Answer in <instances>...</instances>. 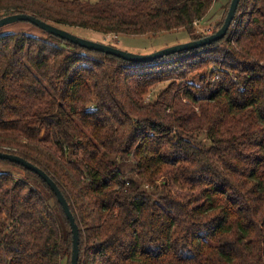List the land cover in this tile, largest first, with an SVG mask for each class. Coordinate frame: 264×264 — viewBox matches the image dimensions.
<instances>
[{
  "label": "trees",
  "instance_id": "obj_1",
  "mask_svg": "<svg viewBox=\"0 0 264 264\" xmlns=\"http://www.w3.org/2000/svg\"><path fill=\"white\" fill-rule=\"evenodd\" d=\"M214 1L0 0V18L195 40ZM0 150L57 182L79 264H264V0H240L223 38L146 63L44 30L0 33ZM0 163L25 176L0 169V264H71L57 196Z\"/></svg>",
  "mask_w": 264,
  "mask_h": 264
},
{
  "label": "water",
  "instance_id": "obj_2",
  "mask_svg": "<svg viewBox=\"0 0 264 264\" xmlns=\"http://www.w3.org/2000/svg\"><path fill=\"white\" fill-rule=\"evenodd\" d=\"M240 0H231L230 7L226 18L224 20L223 25L218 28L215 32L209 33L200 39L189 40L183 43H177L174 45H170L158 50H155L150 53H135L122 48H118L114 45L93 41L84 37H81L75 34L73 31L57 26L53 23L46 22L41 20L40 18L26 13H14L0 18V27H3L6 24L17 22L20 20L30 21L33 24L37 25L39 28L44 31L51 33L53 35L59 36L63 39H66L69 42L78 44L88 49H93L96 51H101L107 54L115 55L117 57L123 58L125 60L137 63H146L153 62L156 59H159L163 56L170 55L175 52H179L182 50L194 49L200 46L211 44L221 38H223L230 27L232 26L237 9L239 6ZM0 159H6L11 162L18 163L24 166L26 169L35 172L39 175L50 187V189L57 196L58 201L63 207V210L70 222L73 234V249H72V258L71 264H79V256H80V231L79 225L76 222L75 216L70 208L69 202L65 197L64 193L60 189L57 182L41 167L35 165L33 162L25 159L24 157L12 153L0 150Z\"/></svg>",
  "mask_w": 264,
  "mask_h": 264
},
{
  "label": "rangeland",
  "instance_id": "obj_3",
  "mask_svg": "<svg viewBox=\"0 0 264 264\" xmlns=\"http://www.w3.org/2000/svg\"><path fill=\"white\" fill-rule=\"evenodd\" d=\"M91 2H96L98 0H89ZM230 0H215L205 16L200 20L196 21L194 24V32L197 34H209L212 33L214 29H218L217 25L225 16L226 10L228 9ZM72 31L84 38L103 42L107 44L114 45L118 48H122L135 53H150L155 50L174 45L177 43H183L189 41L190 33L184 29H177L172 31H166L159 35H121L116 36L114 34H103L101 32L85 29V28H73ZM10 32H24L33 35H41L43 29L39 28L37 25L33 24L30 21L20 20L17 22L9 23L0 27V33H10ZM155 71V68L152 69ZM195 77V80H198L199 73L194 71L190 75ZM189 76V77H190ZM171 80H164L152 86L151 92L146 97V102L152 100L165 89L168 85L172 86ZM124 167L127 169L130 167V164L133 162L124 160ZM10 165V164H9ZM0 169L2 170H11L16 175H21L23 177V172L16 167L8 166V164L0 163ZM128 170L127 175H130ZM133 173V172H132ZM36 186V185H35Z\"/></svg>",
  "mask_w": 264,
  "mask_h": 264
}]
</instances>
